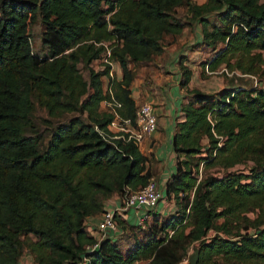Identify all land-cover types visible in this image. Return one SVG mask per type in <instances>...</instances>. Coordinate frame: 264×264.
<instances>
[{
    "label": "trees",
    "instance_id": "16d2710c",
    "mask_svg": "<svg viewBox=\"0 0 264 264\" xmlns=\"http://www.w3.org/2000/svg\"><path fill=\"white\" fill-rule=\"evenodd\" d=\"M195 23L191 51L211 52L203 73H264V0H0V264L26 251L33 264H181L190 248L198 264H264V89H188L185 54L164 187L174 213L131 224L116 211L119 236L87 250L96 237L86 221L153 177L140 144L110 129L116 116L135 124L134 68Z\"/></svg>",
    "mask_w": 264,
    "mask_h": 264
},
{
    "label": "rangeland",
    "instance_id": "374dc122",
    "mask_svg": "<svg viewBox=\"0 0 264 264\" xmlns=\"http://www.w3.org/2000/svg\"><path fill=\"white\" fill-rule=\"evenodd\" d=\"M201 1L202 0H195V2L197 3ZM42 30H43V26L38 19L31 25V28H30L32 49L34 53H37L41 56L48 53L47 48L42 44V41H41ZM192 32L193 31L192 30L190 31V27H189L187 28L186 36L183 39L178 38L180 39L178 42L167 44L166 53L161 58L156 57L153 61L149 62L148 64H139L135 66L134 70H135V74L137 77V79L135 80V84L138 87L136 88L139 90V95H140V98L139 97L136 98L138 106L144 102H149L155 108L157 106L158 107L160 106L159 100L166 101L168 99V95H170V89L173 88V84L175 82L177 83V80L175 79V73L172 72L173 69H170L172 70L170 71L168 67L169 65L173 68L178 67L177 57L179 56H177V54L179 51L181 52L185 51V50H181L182 48L186 49V52H184L186 55L185 62L193 70V76L188 86V89L196 88V89H200L205 92H212L213 90L220 89L222 87L230 88V87H235V86H244L246 88L255 87L258 89H264V73H261V72L254 75L255 79L247 75L241 76L240 74H238V76H236L235 74H231V73L225 74V73H222V70L216 71L212 74H209V72L203 73L202 71L203 63H204V60L207 58L206 54L208 53V51L206 52L200 51L201 53H196V55L191 54L190 56V46L192 45L190 44L187 46L188 44L187 37L189 38ZM101 62H102L101 60L94 62L93 67L96 70L102 69L104 66ZM111 66H112L111 72L114 75L116 74L118 77H120L121 70H120L118 63L111 62ZM106 85H107V79L104 78V86ZM185 92L186 90L183 89V93ZM156 99H158V101H156ZM101 107L103 110L111 109L109 104H107L106 102H103ZM38 116L41 118L47 117L46 112L44 110H40L38 112ZM118 126L119 124H117V127ZM114 129L115 127H112V130ZM239 168H243V166H240ZM217 170L218 169L216 167H213V168H208L205 171H207L208 173L215 174L217 173ZM201 171H202L201 173H204V167L202 168ZM119 199L121 202L122 199L121 198ZM163 202L167 204L168 201L165 199L163 200ZM171 202H174V201L171 200ZM122 204H123V201H122ZM172 213H174V211H171L170 214ZM129 214L131 218L130 221H133L132 220L133 209L129 210ZM249 216L254 217V214L249 213ZM96 219L97 217L90 218L86 222L87 228L90 230L92 234H95V235H96V228H95ZM136 219L138 220V218ZM192 252H193V248H190L188 251L187 259H185L181 264H189L188 258H189V255L192 254ZM20 264H33V261L31 260V257L27 251L24 252L22 256L20 257ZM220 264H225V263H221L220 261Z\"/></svg>",
    "mask_w": 264,
    "mask_h": 264
},
{
    "label": "crops",
    "instance_id": "0c3cea01",
    "mask_svg": "<svg viewBox=\"0 0 264 264\" xmlns=\"http://www.w3.org/2000/svg\"><path fill=\"white\" fill-rule=\"evenodd\" d=\"M202 2H204V0H202L199 3ZM191 30L193 32L190 34L189 38L187 37L188 39L187 46L199 42L202 39L201 27L198 23H195L192 27H190V31ZM186 32H187V28L184 30L182 36L180 37L181 39H183L186 36ZM181 50H185L184 52H186V49L184 48H182ZM184 52L179 51L177 56L181 54H185ZM201 52L200 50L191 51L190 49V56L191 54L196 55V53H201ZM206 55H207L206 57H209L211 55V52H208ZM168 69L169 70L173 69V71L172 70L170 71L175 73V79L177 80V83L175 82L173 84V88L170 89V95H168V99L166 101L159 100L160 106L159 107L157 106L155 108L156 116H157V125H158L157 131L154 133V135L151 138L145 139L140 144L141 151L149 157L147 166H150L153 172V177L151 179L155 180L156 184L162 190L163 196H164L165 184L167 180L175 172V154L172 149V136H173L175 120L180 115L181 102L185 94L183 93V89H181L178 84V80H179L178 67L173 68L169 65ZM136 87L137 86L134 82L132 85V96L137 103L136 98L137 97L140 98V95H139V90L137 89L138 87L137 88ZM218 90L219 89H215L212 92ZM156 101H158V99H156ZM112 127H115V129L112 130ZM112 127L111 130L116 132L117 131L116 126H112ZM165 199L166 198L163 197V199L160 200L159 204L156 207L157 213L163 216H167L171 213V211L175 210L174 202H171V200H167L168 202L167 204H165V202H163V200ZM122 201L120 202L119 197L115 196L109 200L107 207L113 208L117 211H121L120 209L122 206ZM129 210L130 209L122 211V212H126L124 214L125 219H127L131 224H138V220L136 218H139L140 212H136L133 209V216H132L133 221H130L131 218H130Z\"/></svg>",
    "mask_w": 264,
    "mask_h": 264
},
{
    "label": "built area",
    "instance_id": "2783aa9c",
    "mask_svg": "<svg viewBox=\"0 0 264 264\" xmlns=\"http://www.w3.org/2000/svg\"><path fill=\"white\" fill-rule=\"evenodd\" d=\"M231 74L233 73L231 72ZM247 76L255 79L253 75ZM117 124H119L118 127ZM112 126L117 127L116 132L128 133L127 139H132L141 144L145 139L151 138L157 130V117L154 107L150 103L144 102L138 108L135 124H132L129 119L121 120L116 116L110 129ZM163 197V192L156 184L155 180L150 179L144 187L126 194L120 210L134 209L136 212H140L138 224H141L147 218V211L156 209ZM116 211L117 210L113 208L107 207L96 219V235L93 234L96 237V241L92 245L87 246L88 251L95 249L102 239L115 237L118 234L119 229L114 218Z\"/></svg>",
    "mask_w": 264,
    "mask_h": 264
},
{
    "label": "water",
    "instance_id": "95a60500",
    "mask_svg": "<svg viewBox=\"0 0 264 264\" xmlns=\"http://www.w3.org/2000/svg\"><path fill=\"white\" fill-rule=\"evenodd\" d=\"M198 259H199L198 248H193V252L191 255H189L188 258L189 264H198Z\"/></svg>",
    "mask_w": 264,
    "mask_h": 264
}]
</instances>
